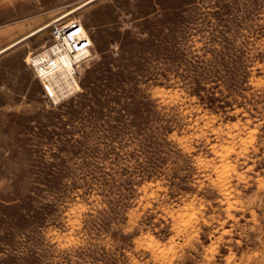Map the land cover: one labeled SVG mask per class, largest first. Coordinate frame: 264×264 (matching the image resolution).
Returning a JSON list of instances; mask_svg holds the SVG:
<instances>
[{"label": "rangeland", "instance_id": "374dc122", "mask_svg": "<svg viewBox=\"0 0 264 264\" xmlns=\"http://www.w3.org/2000/svg\"><path fill=\"white\" fill-rule=\"evenodd\" d=\"M0 264H264V0H0Z\"/></svg>", "mask_w": 264, "mask_h": 264}, {"label": "built area", "instance_id": "2783aa9c", "mask_svg": "<svg viewBox=\"0 0 264 264\" xmlns=\"http://www.w3.org/2000/svg\"><path fill=\"white\" fill-rule=\"evenodd\" d=\"M54 35L57 39L56 44L62 43L65 35L71 37L75 36L74 42L71 43L72 47L67 45V48L69 47V55L78 60L77 63L86 56L92 45L89 38L85 35L82 25L78 21H70L64 25L56 26ZM40 76L47 82L45 85L47 94L55 99L69 94L72 87L75 85V70H65L64 67H54V71L50 76L44 77L41 74Z\"/></svg>", "mask_w": 264, "mask_h": 264}, {"label": "bare ground", "instance_id": "6f19581e", "mask_svg": "<svg viewBox=\"0 0 264 264\" xmlns=\"http://www.w3.org/2000/svg\"><path fill=\"white\" fill-rule=\"evenodd\" d=\"M74 37L66 36L64 41L60 44H55L52 46L50 51L36 56L33 59L34 65L38 68L40 74L44 77L50 76L54 71V67L63 68L66 70H75L77 59L69 55L67 45L72 47L71 43L74 42ZM74 49V47H73ZM55 54L56 57H52ZM89 52L86 54L88 56Z\"/></svg>", "mask_w": 264, "mask_h": 264}]
</instances>
